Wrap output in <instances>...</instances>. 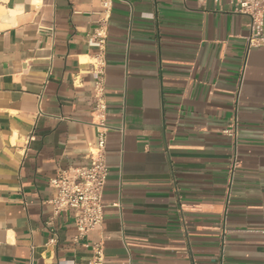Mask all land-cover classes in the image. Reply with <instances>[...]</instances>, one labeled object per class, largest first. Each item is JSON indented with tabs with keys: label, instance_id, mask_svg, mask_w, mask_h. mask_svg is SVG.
Instances as JSON below:
<instances>
[{
	"label": "crops",
	"instance_id": "1",
	"mask_svg": "<svg viewBox=\"0 0 264 264\" xmlns=\"http://www.w3.org/2000/svg\"><path fill=\"white\" fill-rule=\"evenodd\" d=\"M100 8L0 0V264H88L98 242L104 264H264V47H247L248 17L228 0H113L99 45ZM101 121L102 222L75 241L73 210L43 201L60 169L90 164Z\"/></svg>",
	"mask_w": 264,
	"mask_h": 264
},
{
	"label": "built area",
	"instance_id": "2",
	"mask_svg": "<svg viewBox=\"0 0 264 264\" xmlns=\"http://www.w3.org/2000/svg\"><path fill=\"white\" fill-rule=\"evenodd\" d=\"M207 0H198L204 3ZM220 5L221 0H211ZM233 12L248 17L247 35L245 41L248 48L264 47V0H228ZM100 19L98 32L89 41L95 39L97 44L104 43L105 24L109 20L113 7V0H100ZM99 66L101 62L99 60ZM95 107L94 110L102 118L106 110L104 89L101 81L93 85ZM96 144L89 150L90 164L88 166L60 169L56 176L49 180V185L55 189L51 198L43 201L49 207L53 216L65 210H73L76 233L73 240L78 241L91 234L102 222V195L106 184L108 170L105 160V145L107 127L101 121L98 124ZM222 133L230 137L234 144L237 137L236 110ZM236 164L235 155L232 167ZM88 264H104V250L101 242L93 244L92 255Z\"/></svg>",
	"mask_w": 264,
	"mask_h": 264
}]
</instances>
